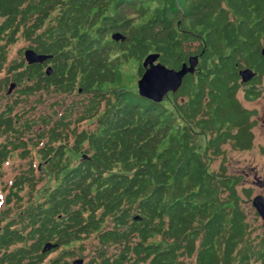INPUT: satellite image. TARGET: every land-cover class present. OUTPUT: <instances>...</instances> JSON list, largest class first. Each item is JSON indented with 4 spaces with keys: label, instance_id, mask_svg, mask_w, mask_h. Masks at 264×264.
<instances>
[{
    "label": "trees",
    "instance_id": "16d2710c",
    "mask_svg": "<svg viewBox=\"0 0 264 264\" xmlns=\"http://www.w3.org/2000/svg\"><path fill=\"white\" fill-rule=\"evenodd\" d=\"M263 41L264 0H0V264H71L94 234L87 264H264L239 178L210 170L224 145H254L238 93L262 95ZM26 47L50 57L29 64ZM150 53L174 69L199 57L171 109L118 87L120 60L142 76Z\"/></svg>",
    "mask_w": 264,
    "mask_h": 264
},
{
    "label": "rangeland",
    "instance_id": "374dc122",
    "mask_svg": "<svg viewBox=\"0 0 264 264\" xmlns=\"http://www.w3.org/2000/svg\"><path fill=\"white\" fill-rule=\"evenodd\" d=\"M112 34L113 33H111L110 36H112ZM113 40L115 39L113 38ZM27 45V42L21 40L17 45L13 47V52L16 54L17 49H19L20 47H25ZM144 59L141 61L142 65ZM120 61L121 63H119V70L121 74L119 76L121 77L122 75L123 78H121L122 82L118 85V87L124 85L128 88H136L139 91L138 81L141 76L138 75V61L132 58H123ZM246 87L242 86L240 88L238 97L245 107L255 112L253 116L255 121V127L253 128L255 134L254 145L250 149L244 150L233 148L231 144L224 145L223 148L226 151V160H223V156H218L211 162L210 170L220 171L222 165H224L223 167L226 168L227 174L229 176L239 178V180L234 182V185L239 192L237 193L239 195V203L241 204L242 209L245 212L246 220L250 223L249 233H247V237L254 238L255 242L257 243L261 241L260 236L264 235V220L253 205V199L256 195L262 194L264 196V77L262 79V84L259 87L260 89H262V95L260 97L254 100L245 98L244 91ZM13 93L14 91L10 94ZM15 95L16 93L13 94V97H15ZM85 96L86 95L82 93L80 95L75 94L70 97V101H73V103H78L81 102L82 98H84ZM172 100L173 94L172 92H169V94L163 98L162 103L163 105L168 106L169 109H171ZM41 109H43L45 112H50L52 107L41 104ZM77 110L78 109L76 108L75 111ZM200 139L201 140H199L198 143L202 147V150H204V148L206 147V138L202 135ZM6 169L7 171L5 175L7 177H12L17 169L16 163H10L6 167ZM261 182L263 183L262 185L259 184ZM248 188L252 190L250 198H248L244 192V190ZM100 244V240L98 239L97 235L94 234V236L88 238L87 242L85 243V248L82 251H80V249L75 245V251L77 253L82 252V257L80 255L70 257V262H72L76 258H84V264H87L93 257L96 246H99ZM116 249L117 247H105V250H107V255H110L109 253L117 251ZM54 255L55 254H53V256ZM142 264L148 263L145 262ZM184 264H196L195 257L185 258ZM254 264L260 263L256 262Z\"/></svg>",
    "mask_w": 264,
    "mask_h": 264
},
{
    "label": "water",
    "instance_id": "95a60500",
    "mask_svg": "<svg viewBox=\"0 0 264 264\" xmlns=\"http://www.w3.org/2000/svg\"><path fill=\"white\" fill-rule=\"evenodd\" d=\"M112 37L118 41L124 40L126 36L118 31L114 32ZM261 52L264 55V43ZM24 57L29 64H33L36 62L44 63L50 55L38 53L34 49L27 48L24 51ZM159 57V53H150L145 57L143 61L145 71L138 81L140 94L155 101H161L169 92H176L179 90L185 76L188 73H193L199 63L198 56H191L188 62H184L179 69H174L159 60ZM46 71L48 74H51L53 72V67L51 65L47 66ZM239 74L242 81L248 82L254 78L255 71L251 67H244L240 69ZM15 87L16 83H11L8 93L10 94ZM259 184L262 185L263 183L261 182ZM253 205L264 220V196L262 194L256 195L253 199ZM54 246L56 245L49 242L45 245L44 250H50ZM71 264H84V258H76Z\"/></svg>",
    "mask_w": 264,
    "mask_h": 264
},
{
    "label": "flooded vegetation",
    "instance_id": "af4514ba",
    "mask_svg": "<svg viewBox=\"0 0 264 264\" xmlns=\"http://www.w3.org/2000/svg\"><path fill=\"white\" fill-rule=\"evenodd\" d=\"M262 90V89H261ZM107 256H109V255H107Z\"/></svg>",
    "mask_w": 264,
    "mask_h": 264
}]
</instances>
